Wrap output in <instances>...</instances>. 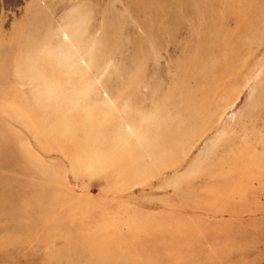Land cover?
<instances>
[{
    "label": "bare ground",
    "instance_id": "6f19581e",
    "mask_svg": "<svg viewBox=\"0 0 264 264\" xmlns=\"http://www.w3.org/2000/svg\"><path fill=\"white\" fill-rule=\"evenodd\" d=\"M261 3L264 4V0H178L177 6L192 18L185 26L169 8H161L160 15L156 17L161 19L158 23L153 21L154 18L147 11L141 14L134 10L132 15H137L136 22L146 36L143 37L135 29L129 30L136 37L133 40L136 47L132 55L122 54L112 58L114 63L119 61L132 65L137 72L145 74L155 83L154 88H146V93L135 89L132 77L121 76L116 68L112 70L116 64L108 67L100 60H95L98 71H111L106 77V86L98 82L102 86L94 87L80 74L74 81L68 82L65 88H61L60 76L34 66L29 70L35 74L34 79L44 80L54 92L50 97H45L42 90L29 86L33 80L26 81L22 90L0 85V233L10 230L34 235L25 238L19 246L9 248L10 252L0 253L8 256L4 259L5 264L12 261L21 264H63L76 259L83 264H106L108 260L95 252L96 246L102 245L107 250L115 251L119 245L112 244L111 239L122 236V232L148 237L173 236L183 231L191 232L194 226L203 225V221L196 217L190 224L192 227L185 230L180 218L172 220L165 211L149 209L156 205L151 201L137 206L135 198L116 202L112 195L104 197L112 192L110 189L101 195V199L91 197L88 190L95 187L101 193L102 186L83 184L87 178L102 177L117 185V193L123 195L131 186L128 184L125 187V181L141 184V172L148 171L153 175L158 170L160 181L149 185H156L152 194L158 195L156 198L160 204L157 205L163 208L176 206L179 209H190L198 205L209 206V199L223 195V187H214L198 180L202 174L218 173L224 180L227 174L222 170H248L264 175V147L261 150L252 148L253 144L243 135L247 123H240L244 112H248L247 118H253L255 113L251 115L249 109H246L237 115L233 127L241 130L236 135L240 142L238 146L230 143L234 134L230 138L223 137L227 125L224 123L226 100L223 93L232 77L237 80L238 77L249 75L244 86H253L251 102L258 108L263 107L259 120L250 118V122L256 126L264 123V67L260 66L258 72H253L254 76L251 74L254 65L249 61L241 68H236L240 53L246 58L257 57L264 62L261 53L246 39L254 34L261 36L260 16L264 8L261 11L255 8L256 4ZM196 7H200L203 13H198ZM211 14L214 17L213 23L220 21L219 14L229 16L231 20V23L219 24L221 36L205 29L199 37L201 39L211 33L207 34L211 40L208 44L218 47L210 48L205 44L201 46L203 51L200 53L188 52V48L184 51V46L188 47L190 42H199L196 18L206 21ZM255 15L258 18H254ZM157 29L172 32L169 33V39L178 54L170 55L165 64L146 72L139 58L147 55L146 48L150 40L155 39ZM236 33L244 38L233 39ZM63 37L66 38L64 45L72 42L66 32ZM238 43L243 45L239 46ZM125 46L128 47L127 42ZM80 47H86L84 54L90 56V59H86L82 52L78 54V65L86 69L88 61L93 58V45L82 43ZM112 47L118 48V44L113 43ZM225 50L229 56L219 57L220 52ZM204 58H214L216 66L209 61L205 69ZM186 59L189 64L187 72L175 73L174 70ZM258 59L256 62H259ZM67 67L69 73L77 74L71 64L68 63ZM179 81L184 83L183 87L168 85ZM91 88L101 97L93 99L88 92ZM132 90L133 95L130 94ZM11 93L18 94L28 103L23 107ZM79 96L83 97L82 104L77 101ZM151 96L156 99L151 100L152 106L149 109L148 99ZM172 96H176L177 107L182 113L178 120L165 118L168 116L167 104ZM111 101H117L118 107L129 106L133 110L126 118L110 119L105 126L96 115L111 113ZM61 108L66 111H61ZM72 108H77L79 112L74 114ZM136 114H141L137 126L131 130L128 125L129 129L125 131L124 126ZM199 125L204 126L195 130ZM24 127L30 132V138L19 134L17 128ZM155 130L158 134L153 136ZM217 130L210 137V133ZM135 136L143 145L134 142ZM193 136H196L194 141L191 138ZM217 140L220 142L212 148L210 154L205 151L204 159L198 160L197 154ZM112 144L124 153L106 149ZM65 152L91 153L94 160L71 158L68 166H63L60 159ZM129 153L134 158H138V153H141V158L126 162L130 160ZM68 173L71 175L68 176ZM240 189L243 191L244 186ZM137 194L148 199L143 191ZM110 197L112 209H108L106 202H102ZM130 208L143 211L132 212ZM56 216L64 217L65 220L53 221ZM51 237L58 239L60 251L68 255L52 253L51 244L43 243L44 239ZM72 237L80 238L81 241L74 243ZM32 241L41 245L25 252L24 247ZM0 250H5L1 240ZM16 250L27 254L24 262H21L19 255L14 254Z\"/></svg>",
    "mask_w": 264,
    "mask_h": 264
},
{
    "label": "rangeland",
    "instance_id": "374dc122",
    "mask_svg": "<svg viewBox=\"0 0 264 264\" xmlns=\"http://www.w3.org/2000/svg\"><path fill=\"white\" fill-rule=\"evenodd\" d=\"M178 0H0V85L3 87L11 86L22 90L26 81L33 80L29 85L42 90L45 97H50L52 92L44 80L34 79L35 74L29 70L30 67H39L45 69L47 72H53L54 76H60L61 82L59 87L65 88L68 82L74 81V78L80 74L84 75L91 85L98 87L99 83L108 85L106 77H108L110 70L104 73L98 71L97 60L112 70L116 68L121 76H130L135 80V89L140 93H146V88H154L155 83L149 80L145 74L137 72L132 65L125 64L117 61L114 63L112 56L120 57L122 54L132 55L135 50L136 44L133 40L135 35L129 31L135 29L139 34L146 36L142 27H139L136 22L137 15H132L134 10H138L141 14L147 11L154 19L153 21L159 22L157 19L162 9L169 8L170 12L174 15L177 14L178 20L185 26L186 22L192 21L191 16L187 15L181 7L177 6ZM199 1V0H197ZM207 1V0H206ZM162 8V9H161ZM256 9L262 10L264 4H256ZM198 13H203L200 7H196ZM225 9V8H224ZM141 16V15H140ZM262 32L261 36L254 34L248 36L246 39L253 48L261 53L264 60V13L262 16ZM139 18V17H138ZM142 18V16H141ZM220 21L213 23V14L208 17V20H200L196 18L197 24V37L204 33L205 29H210L215 35L221 36L219 24L231 23L229 16L219 14ZM254 18H258L255 15ZM112 23V25H111ZM155 26V25H154ZM68 34V38L72 42L66 45V38L63 33ZM231 32V31H230ZM170 31L157 29L155 39H151L147 50V55L139 58V63L144 70L148 72L158 65L165 64L167 58L172 55L176 56L178 52L173 50V45L169 39ZM211 34V33H207ZM206 34V35H207ZM199 38V42H190L189 46H184V51L200 53L203 51L202 45L210 43L209 35ZM212 35V34H211ZM206 38V40H205ZM238 33L234 34L233 39H243ZM144 39V38H143ZM128 43V47L125 43ZM93 45L92 55L93 58L88 61L86 69L80 67L77 62L78 54L85 53L87 46L81 48L80 44ZM118 44V48L112 47V44ZM239 46L243 44L238 43ZM210 48H216L215 44H208ZM86 59H90L88 54H84ZM219 57H228L227 50L220 52ZM117 57V58H118ZM257 57L246 58L241 53L236 62V68L239 69L244 63L249 61L254 66L252 67L251 74L258 72L259 67H264V62ZM96 60V61H95ZM95 61V62H94ZM213 63L216 66L214 58H204L205 64ZM71 64L72 69L77 74H71L68 71L67 65ZM251 64H248L251 66ZM188 60L178 66L174 72L181 74L186 73L188 70ZM50 73H48L49 75ZM264 74V68H263ZM249 75L230 78L226 89L223 93L225 101V116L224 123L226 129L223 137L230 138L233 134L230 143L233 146L240 144L236 135L241 130L233 127V123L237 119V115L246 109H249L254 120H259L260 113L263 107L253 105L252 101V85L244 86V82L248 79ZM171 87H183L184 83L179 81L177 83H169ZM102 86V85H101ZM239 87H241L239 89ZM76 88H79L76 86ZM129 90L128 86H125ZM255 91V90H254ZM93 99L100 98L92 88L88 90ZM133 95V90L130 92ZM16 96V101L25 106L28 103L22 99L18 94L11 93ZM156 99L151 96L148 99V108L151 100ZM79 104L83 103V97L77 98ZM250 104V105H249ZM111 113H98L97 119L107 126L110 119H123L133 110L129 106L118 107L117 101H111ZM208 109V107L206 108ZM61 111H66L61 108ZM71 112L78 113L77 108H72ZM168 116L165 118L178 120L182 115L181 110L177 107L176 96H172L167 104ZM141 114L134 115V119L128 121L124 126L125 131L131 127L134 130L137 126ZM164 115V114H161ZM248 112H244L243 118L240 123L246 122L244 126L246 131L243 135L248 142L253 144L252 148L261 150L264 147V123H259L257 126L254 122H250L247 118ZM242 117V116H241ZM240 117V118H241ZM159 118H162L160 116ZM247 120V121H246ZM264 121V120H263ZM252 123V124H250ZM71 126L70 124L65 123ZM83 126H87L86 123ZM204 125H199L194 129H200ZM206 129V128H204ZM19 134L26 138H30V132L24 128H17ZM217 131L210 133V137L215 135ZM153 136L158 134V131H153ZM192 141L196 136L191 137ZM68 140V138L66 139ZM134 142L137 145H143L138 136H135ZM220 141L217 140L211 145H207L199 154L198 160L205 157L206 152L210 154ZM210 146V147H209ZM106 149L113 150L115 153H124L119 151L113 144L107 146ZM206 151V152H205ZM42 154L41 151H38ZM205 152V153H204ZM134 158L132 154H128L130 162ZM53 156V155H52ZM84 159L94 160L91 153L65 152L61 155V165L68 166L69 159ZM126 159V158H125ZM124 161V160H123ZM160 170V169H159ZM227 174L226 180L222 179L218 173L213 175L202 174L197 179L205 184L214 187H223V195L214 199H209L208 205H198L190 209H179L176 206L170 208H163L160 201L156 198L158 195H153V189L156 185L149 187L152 183L160 181L158 170H155L153 175L150 172H141L139 181L133 183L125 181L124 186L128 187L123 195L117 193V185L109 182L102 177H95L96 179H89L83 181V184H94L102 186V192L99 193L95 187H91L88 193L91 197L101 199V195L107 192V189L112 190L106 196H113L116 202L129 199L134 200L137 206H142L148 201L156 204L148 207L153 210H162L167 213L170 219L174 220L180 218L184 224L182 225L185 230H189L190 225L194 218L198 217L203 221V225L194 226L193 231H183L173 236H156L148 237L143 234L130 235L122 232V236L113 237L111 243L119 245L115 249L107 250L102 245H97L95 252L104 256L108 261L106 264H264V175L250 172L248 170L239 172L230 170H222ZM68 176L71 173L67 174ZM244 190L241 191V186ZM81 187V186H80ZM168 188V187H167ZM80 191V188H78ZM143 191L147 198L137 194ZM106 202V207L112 209V198L102 200ZM198 202H203L199 200ZM147 209V208H146ZM132 212L140 213L143 210L130 208ZM65 218L56 216L53 221H64ZM128 231L127 228L124 229ZM34 237L33 234H25L22 232H11L10 230H3L0 233V240L5 250L2 252H10L9 248L19 246L25 238ZM108 239V238H106ZM74 243H79L80 238L72 237ZM43 243H50L53 247L52 253H60L68 255L59 249V241L55 237L46 238ZM41 244L32 241L24 247V251H32L34 247ZM15 255H19L21 262L27 254L16 250ZM43 254V253H41ZM10 256V254H9ZM8 257L0 254V264H5L4 259ZM33 258V257H30ZM29 258V259H30ZM9 264H21L20 262L12 261ZM34 264V262H29ZM63 264H83L78 259L73 262H64Z\"/></svg>",
    "mask_w": 264,
    "mask_h": 264
}]
</instances>
